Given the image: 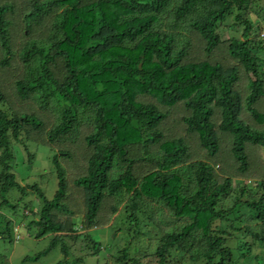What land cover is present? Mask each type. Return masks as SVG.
I'll list each match as a JSON object with an SVG mask.
<instances>
[{
	"label": "trees",
	"instance_id": "1",
	"mask_svg": "<svg viewBox=\"0 0 264 264\" xmlns=\"http://www.w3.org/2000/svg\"><path fill=\"white\" fill-rule=\"evenodd\" d=\"M260 29L264 0H0V239L24 224L51 237L24 261L83 264L122 222L114 264H264ZM24 138L52 152L50 198L12 171Z\"/></svg>",
	"mask_w": 264,
	"mask_h": 264
},
{
	"label": "rangeland",
	"instance_id": "2",
	"mask_svg": "<svg viewBox=\"0 0 264 264\" xmlns=\"http://www.w3.org/2000/svg\"><path fill=\"white\" fill-rule=\"evenodd\" d=\"M260 16H258V13H252L251 19L253 20L254 24L260 22ZM169 30L170 32H173L175 36L176 49L182 47L183 45H188L190 37L184 24L179 26L175 24V26L173 25ZM239 34L240 32L235 29L222 30V37H227L230 35L238 36ZM259 34H264V30L260 29ZM260 37L263 38L264 35H260ZM24 140L29 143V150L35 154V157H33V161L29 163L27 161L26 152H24L22 148L18 146V144L12 143V149L15 155L12 162V171L17 175L21 184L24 185L27 183H37L44 190L46 197L50 198L56 189V178L50 161V155L52 152L47 146H45V143L35 142L34 144L30 139L24 138ZM262 162L263 160L259 158L255 164L252 163V178H264L263 170L258 167ZM3 212L10 218H13L16 224L21 222L22 208L17 210L16 215H13V213H11L8 208L3 210ZM122 225V222H119V224H113L112 228L106 223L101 228L92 229L90 233L101 241L103 248L96 256H86L84 258L83 264H114L109 258V255L116 254L117 250L123 247L125 243L130 240V237L124 233V228L115 234L114 227L118 228L122 227ZM34 232L35 231L33 229L25 227L24 224H19L18 227L17 225L15 226L16 240L13 243H8L7 241L0 239V253L4 257L2 264H56L59 260L63 259V255L60 252L59 247H57L51 250L47 255L42 256L37 261H24L23 258L25 256H33L45 248L51 238L49 235H47L43 238L35 239L33 236ZM154 235V233L148 234L142 243H150L149 241L151 239L153 240L155 237ZM252 252V255L259 252L263 253L264 248L254 249ZM79 253L80 252H75V255H79ZM141 253H143V251L138 252L139 255ZM71 258H73L72 255L68 259L71 260ZM147 260L148 258L144 257V261Z\"/></svg>",
	"mask_w": 264,
	"mask_h": 264
}]
</instances>
